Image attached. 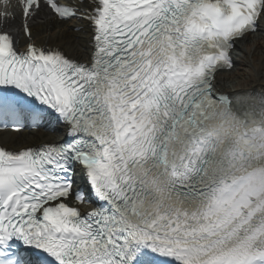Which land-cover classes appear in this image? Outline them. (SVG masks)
I'll list each match as a JSON object with an SVG mask.
<instances>
[{
  "label": "snow or ice",
  "instance_id": "obj_1",
  "mask_svg": "<svg viewBox=\"0 0 264 264\" xmlns=\"http://www.w3.org/2000/svg\"><path fill=\"white\" fill-rule=\"evenodd\" d=\"M261 22L264 0H0V128L65 137L0 144V264H264V91L218 89Z\"/></svg>",
  "mask_w": 264,
  "mask_h": 264
},
{
  "label": "bare ground",
  "instance_id": "obj_2",
  "mask_svg": "<svg viewBox=\"0 0 264 264\" xmlns=\"http://www.w3.org/2000/svg\"><path fill=\"white\" fill-rule=\"evenodd\" d=\"M31 27L33 39L37 43L59 45L66 52L72 53L75 58L86 59L87 53L81 48V42L86 40V35L74 30L79 27L77 22L63 25L59 23L49 25L48 22H44L32 24ZM243 41L244 43L239 42L232 53L235 68L220 74L218 89L222 92L233 94L264 89V22H261L256 33L250 34ZM60 135L59 131L45 132L43 130L25 131L18 136H9L6 132H0V142L7 143L10 147L32 146L54 141Z\"/></svg>",
  "mask_w": 264,
  "mask_h": 264
}]
</instances>
